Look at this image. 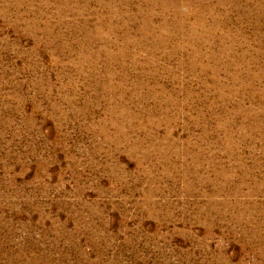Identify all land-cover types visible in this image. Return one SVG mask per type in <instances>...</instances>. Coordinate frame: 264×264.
<instances>
[{"label":"rangeland","instance_id":"1","mask_svg":"<svg viewBox=\"0 0 264 264\" xmlns=\"http://www.w3.org/2000/svg\"><path fill=\"white\" fill-rule=\"evenodd\" d=\"M0 264H264V0H0Z\"/></svg>","mask_w":264,"mask_h":264}]
</instances>
